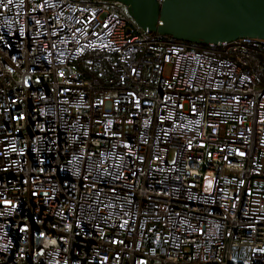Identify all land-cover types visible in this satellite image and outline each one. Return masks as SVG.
<instances>
[{"label":"built area","instance_id":"2783aa9c","mask_svg":"<svg viewBox=\"0 0 264 264\" xmlns=\"http://www.w3.org/2000/svg\"><path fill=\"white\" fill-rule=\"evenodd\" d=\"M253 64L263 40L175 41L119 2L0 0V264H264Z\"/></svg>","mask_w":264,"mask_h":264},{"label":"water","instance_id":"95a60500","mask_svg":"<svg viewBox=\"0 0 264 264\" xmlns=\"http://www.w3.org/2000/svg\"><path fill=\"white\" fill-rule=\"evenodd\" d=\"M121 3L142 30L175 41L218 46L264 41V0H103Z\"/></svg>","mask_w":264,"mask_h":264},{"label":"trees","instance_id":"16d2710c","mask_svg":"<svg viewBox=\"0 0 264 264\" xmlns=\"http://www.w3.org/2000/svg\"><path fill=\"white\" fill-rule=\"evenodd\" d=\"M254 71L261 77L263 75V71L260 70L255 64L252 65Z\"/></svg>","mask_w":264,"mask_h":264},{"label":"rangeland","instance_id":"374dc122","mask_svg":"<svg viewBox=\"0 0 264 264\" xmlns=\"http://www.w3.org/2000/svg\"><path fill=\"white\" fill-rule=\"evenodd\" d=\"M209 187H210L209 182H205V184H204V190L205 191H208L209 190Z\"/></svg>","mask_w":264,"mask_h":264}]
</instances>
